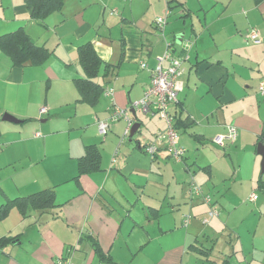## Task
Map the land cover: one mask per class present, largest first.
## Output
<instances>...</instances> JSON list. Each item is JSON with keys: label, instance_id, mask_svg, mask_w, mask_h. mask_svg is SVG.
Returning a JSON list of instances; mask_svg holds the SVG:
<instances>
[{"label": "crops", "instance_id": "1", "mask_svg": "<svg viewBox=\"0 0 264 264\" xmlns=\"http://www.w3.org/2000/svg\"><path fill=\"white\" fill-rule=\"evenodd\" d=\"M162 1L63 0L59 9L35 18L25 0H0V35L23 28L32 42L49 51L41 63L22 66H14L11 57L0 51V208L9 199L45 189L53 190L56 205L29 209L24 215L16 208L0 214V264H52L58 257L72 264H186L189 256L195 259L193 264L199 260L252 264L245 255L254 250V242L253 247L250 243L254 234L244 236L239 228L231 229L229 214L214 206L204 184L214 175L215 185L227 178H217L225 161L222 149L211 140L224 135L226 128L228 134L230 126L236 130L234 161L239 152L252 153L254 148L261 171L257 146L264 144V116L254 92L264 81V0H177L176 12L184 24L173 25L187 29L190 38L175 37L170 27L165 45L150 33L163 12ZM219 8L230 18L228 23L216 25L219 18L207 22L206 15ZM190 16H196L199 24ZM251 28L260 31V43L244 40L241 33ZM87 43L99 57L89 74L79 57V47ZM226 45L229 53L222 48ZM167 47L183 68L179 102L171 110L177 142L193 153L183 169L168 173V184L160 162L169 159L165 150L161 147L153 157L145 151L165 131L166 123L131 107L150 83L155 57ZM79 79L86 80L83 92L76 85ZM106 88L112 89V96L104 93ZM112 100L128 110L131 127L139 123L132 137L130 130L124 135V119L110 121L108 131L99 133L97 121L110 120ZM43 107L46 111L40 113ZM5 112L19 122L2 120ZM88 151L98 155V167L80 170V158ZM189 171L191 182H187ZM154 173L159 179L152 178ZM261 173L256 187L261 190L257 200L263 214ZM250 179L254 181L253 176ZM187 195L197 204L195 219L180 228L173 221L174 210L186 203ZM237 195V190L231 192L234 207ZM240 201L247 203L243 197ZM206 204L216 208L214 216L221 214L226 221L223 225L216 218L211 223L229 233L230 249L218 250L216 238L200 230ZM258 223L256 219L254 225ZM236 242L241 246L249 242L250 247L237 250ZM94 243L110 262L98 257ZM240 252L243 262L236 258Z\"/></svg>", "mask_w": 264, "mask_h": 264}, {"label": "rangeland", "instance_id": "2", "mask_svg": "<svg viewBox=\"0 0 264 264\" xmlns=\"http://www.w3.org/2000/svg\"><path fill=\"white\" fill-rule=\"evenodd\" d=\"M162 5H163L164 9H163L162 14L159 15V17H165V10L166 9L169 10L168 16L165 17L166 23H165L163 29H160L159 27L156 26V27H154V30L150 29V33L155 32V36L161 37L162 43H164V45L168 42L166 32L170 27L173 28L175 37L179 38L180 36H183V37H185V39L190 38V35L188 36L189 31H187V29H185L184 27H181V29L177 30V28L174 27V25H173V23L175 21H179V23L181 25L184 24L182 21V18H180L178 12H176L178 9L177 0H164V1H162ZM117 7L120 8L121 4L117 3ZM189 18H192L196 25L199 24V21L197 20L196 16H190ZM212 18H219L216 25L226 24L230 20L229 17H226L224 15V10H222L221 8L216 9V11L212 14L206 15V21L207 22H209L210 19H212ZM249 30H246V31L241 33L244 40L247 43L258 44V43L253 42L252 39L248 36ZM259 34L261 36L260 31H259ZM193 37H195V34L192 35V38ZM260 39H261V37H260ZM261 41H262V39H261ZM172 42H173V46H174L175 42L174 41H172ZM222 48L224 50L228 51V53H229V47L227 45L222 47ZM228 53H227V55H230ZM261 83H264V81L260 82V84ZM257 84H258V87H256V89H255L254 98H255V101L260 105V113L264 116V93H262V91L260 90V84L259 83H257ZM155 117H157V116H155ZM157 118H159V117H157ZM223 134L224 135H222V139L220 141H217L216 136H215L212 138L211 142L216 144L215 146L218 145L217 147L222 149V159L225 161L221 165V169H222L221 172L217 173V178L219 176H224V175L227 176V178L221 182H218L217 185H215L214 183H212V182H214V180L216 178V176L214 175L212 178V182L211 181L209 182L207 180L205 181L204 189L208 190L209 195L211 196L213 201L215 200L214 206L216 208H218L219 210H221V214H222V212H223V214L224 213L229 214L228 226L231 229H234L235 227L239 228V232H241V235L243 234L244 236H246V235L248 236L252 233L254 234L255 238L253 239V241H250L251 245L254 242V250L252 251L251 254L248 253V255H245V258H246V260L251 261L252 264H262V262L264 260V227L262 225L264 223V213L262 214V212L260 211V206L258 205L260 200H257L258 197L260 199L262 198L261 190L256 187L257 177L260 174H263L260 171V156H257V154L254 153V148H252L253 154L251 152L247 154L246 152L241 151L237 154L238 158L234 161L233 152H232L231 147L234 144V142L236 141L235 140L236 135H235L234 139L228 138L227 137V128ZM179 135H185V133L181 132ZM212 143H210V144L214 146V144H212ZM177 144H178V142H177ZM182 147L184 148V146H182ZM184 149L186 150V148H184ZM185 152H186V154H184L185 157H183V159H181V160H175L172 157L168 156L169 159L166 160V162L160 161L161 164L165 165V168L163 170H166V171L162 173V176H163L162 179L167 184H168V173L170 176L174 174V170H172V169H183L182 167L185 164V160H187L188 163L191 162V161H188V160H190V158L193 155V153L191 152V149L189 148L188 151L186 150ZM187 155H188V157H187ZM253 157H255V160L253 159ZM189 166L194 168V169H197L194 164H189ZM213 167L217 168L218 164L215 163L213 165ZM233 167L236 169H234ZM213 170L216 172L220 169H213ZM154 174L156 176L152 177V178L155 180L159 179V176L157 175V173H154ZM191 174H193V172L189 171V178L187 179V182H188V180H189V182H191L190 181L191 180ZM252 176H253L254 181L253 180L251 181V179H250ZM251 182H253V189L252 190L249 189ZM172 185L174 187L180 188L179 183L178 184L173 183ZM234 190H237V193H238V195H237L238 196V203H237V206H235V207L233 206V204H234L233 200L230 198L231 192ZM251 192H253L252 194H256V198L253 200L248 199ZM190 193H191V191H190ZM193 195H195V194H192V196ZM197 196H199V195H197ZM200 197L202 198V196H200ZM242 197H243L244 202H247L246 205L242 204V202L240 201V199ZM185 198H186V203L182 202L181 204H179L177 206L178 208H176L174 210L176 212V215L173 217V221H177L178 227H180V228H185V226L183 225V218L186 215L190 216V219H189V221L191 220L189 223V225H190L192 220L195 219V214H196V212L193 210V207L197 206V204L195 203V200H193V197H191L192 198L191 199L187 195ZM188 204L192 205V209H191V205H188ZM185 205H186V207H185ZM206 206H207L206 213L204 215H201V217H200V223L203 226L202 228H200V230H205V232H207L211 237L216 238L215 247L218 250H220V249L224 250L225 248L230 249L229 233L228 232L226 234L221 233L223 231L222 227H213V225L211 223V221L213 219H216V218L220 219V222L223 225L226 224V221H224L221 214H220V216L217 215V216L209 218L208 212L210 211V207L208 208L207 204H206ZM216 208H211V209L216 210ZM167 213L165 215H167ZM164 217H167V219H168V216H164ZM249 217H251L252 219L249 220L248 219ZM204 219H206L207 221L203 222ZM208 219H209V222H208ZM256 219H259V223L255 226L254 223H255ZM189 225L186 227H190ZM211 227H213V229H211ZM234 245H235L237 250H240L241 248H243L245 251H247L248 247H250L249 242L245 243L244 246H241V244L239 242H236ZM252 247H253V245H252ZM192 255H194V254H192ZM243 256H244L243 253L240 252L236 257L237 261L243 262L244 261ZM194 257L197 259V257L195 255H194ZM251 257H254V259L251 260ZM194 262H195V259L191 256H189V258H187V260H186V264H193ZM218 262H219V264H221V261H218ZM202 263L203 264H217L215 262H212V263L211 262H203L202 260H199L197 264H202Z\"/></svg>", "mask_w": 264, "mask_h": 264}, {"label": "built area", "instance_id": "3", "mask_svg": "<svg viewBox=\"0 0 264 264\" xmlns=\"http://www.w3.org/2000/svg\"><path fill=\"white\" fill-rule=\"evenodd\" d=\"M169 14V10L165 11V17ZM165 17H158L155 20L156 26L163 29L166 21ZM248 36L253 42L259 43L261 41L260 35L257 29L251 28L248 31ZM155 66L150 69L151 78L150 83L144 91L142 97L139 100L132 102L131 107L138 109L142 115L145 116H158L162 118L166 123V129L163 132L158 133L153 142L145 146V151L151 157L155 156L158 150L162 147L168 156L175 160H181L184 157L185 149L177 144L178 131L174 126V113H172V107H175L178 102V93L182 90L181 82L178 80L182 73V61L180 58L174 56L171 49H167L160 55L155 57ZM141 67H146L145 63H141ZM260 90L264 93V83L260 84ZM104 93L108 96H112V89L106 88ZM110 120L100 119L97 121L98 131L101 135L105 134L110 128V121H116L118 119H124L127 122L124 135L126 136L130 130L132 119L128 115L126 108H121L116 105L114 100L110 106ZM46 108H41L40 113H44ZM227 137L230 139L235 138V128L230 126ZM217 141L222 139V136L216 137ZM193 190L196 193L200 192V188L192 184ZM256 195L252 194L251 199H255ZM205 202L209 203L210 198L203 196ZM215 209H210L208 216L216 215ZM189 215L184 217L183 223L186 225L189 222ZM207 220L204 219L203 222ZM52 264H72L69 259L58 257Z\"/></svg>", "mask_w": 264, "mask_h": 264}, {"label": "trees", "instance_id": "4", "mask_svg": "<svg viewBox=\"0 0 264 264\" xmlns=\"http://www.w3.org/2000/svg\"><path fill=\"white\" fill-rule=\"evenodd\" d=\"M31 8V14L35 18H42L47 12L53 9H59L63 0H25ZM0 51L11 57L14 66H22L26 63L39 64L48 55L49 51L36 45L26 34L23 28H18L12 32L0 35ZM80 62L89 74L96 68L99 57L90 43L79 47ZM86 80L79 79L76 85L83 92ZM178 105V104H177ZM176 128V122L174 123ZM90 153L89 156H87ZM87 158V160H86ZM98 167V155L94 151L80 158L79 168L94 169ZM54 192L51 189L37 191L25 196H19L9 199L0 208V214L5 213L9 208H16L22 215L26 214L29 209L41 210L56 206ZM4 209V211H3ZM184 220V219H183ZM184 224V223H183ZM96 254L101 260L110 262V259L102 253L99 245L94 243Z\"/></svg>", "mask_w": 264, "mask_h": 264}, {"label": "water", "instance_id": "5", "mask_svg": "<svg viewBox=\"0 0 264 264\" xmlns=\"http://www.w3.org/2000/svg\"><path fill=\"white\" fill-rule=\"evenodd\" d=\"M2 120L10 121V122H19V119L15 116L5 112L2 116ZM139 123H134L130 129V137L133 136L134 132L137 130ZM257 152L261 155V171L264 172V144L259 143L257 146Z\"/></svg>", "mask_w": 264, "mask_h": 264}]
</instances>
